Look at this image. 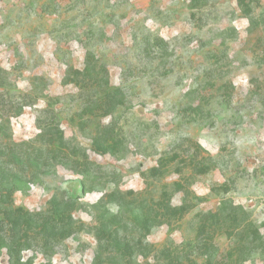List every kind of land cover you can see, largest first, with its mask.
<instances>
[{"label":"rangeland","instance_id":"1","mask_svg":"<svg viewBox=\"0 0 264 264\" xmlns=\"http://www.w3.org/2000/svg\"><path fill=\"white\" fill-rule=\"evenodd\" d=\"M61 201L60 232L14 216ZM0 238V264H264V0H0Z\"/></svg>","mask_w":264,"mask_h":264},{"label":"trees","instance_id":"2","mask_svg":"<svg viewBox=\"0 0 264 264\" xmlns=\"http://www.w3.org/2000/svg\"><path fill=\"white\" fill-rule=\"evenodd\" d=\"M118 95H119V93L117 91L115 93V95H112L109 98V100H107V101H111L112 99L114 101H116V102L117 101H120L119 98H118ZM107 105L110 108V106H109L110 105V102ZM57 138L59 139L60 138V135H58ZM107 140H108V135H103V141L105 143H107ZM101 149L104 150L106 148L103 147ZM62 204L63 203L61 201V202L53 205V207L50 208V210L48 211V215H46L45 218H43V219H40V215H37V214L34 215V214H29L27 212H22L21 211L22 209H20V208L17 210V212H16V214L14 216L18 215L19 218H21V219L23 218L24 221L26 223H28V224L32 223L33 221L34 222H38L39 221L41 223V225L43 226V229L45 228L49 233H51V232H60L59 230H61L63 228V222H62L63 217L61 216L62 212H61V209H60V207L62 206ZM56 222L60 224L59 225V227H60L59 230H57L56 227H55V223ZM3 245H4L3 239L0 238V249H1V247Z\"/></svg>","mask_w":264,"mask_h":264}]
</instances>
